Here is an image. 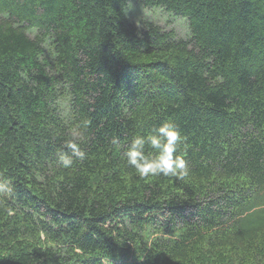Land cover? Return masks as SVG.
<instances>
[{"label":"trees","instance_id":"trees-1","mask_svg":"<svg viewBox=\"0 0 264 264\" xmlns=\"http://www.w3.org/2000/svg\"><path fill=\"white\" fill-rule=\"evenodd\" d=\"M128 1L0 0V264H264V0H138L188 39ZM167 120L189 175L141 178Z\"/></svg>","mask_w":264,"mask_h":264},{"label":"clouds","instance_id":"clouds-1","mask_svg":"<svg viewBox=\"0 0 264 264\" xmlns=\"http://www.w3.org/2000/svg\"><path fill=\"white\" fill-rule=\"evenodd\" d=\"M186 137L179 126L171 120L164 121L150 131L133 135L123 153L127 164L131 166L141 178L175 177L184 179L189 175V164L181 154L180 147L185 145ZM85 143L83 131H72L64 140V147L69 153H58V163L63 168H71L74 160L83 161L87 153L82 145ZM113 144L119 143V138L113 137ZM7 187L0 188V192H10Z\"/></svg>","mask_w":264,"mask_h":264},{"label":"rangeland","instance_id":"rangeland-1","mask_svg":"<svg viewBox=\"0 0 264 264\" xmlns=\"http://www.w3.org/2000/svg\"><path fill=\"white\" fill-rule=\"evenodd\" d=\"M127 17L139 27L144 28L146 21L159 24L164 30L173 32L177 38L188 39L190 26L185 18L175 16L162 7H144L138 0H129L127 5ZM46 49L52 51L50 44Z\"/></svg>","mask_w":264,"mask_h":264}]
</instances>
